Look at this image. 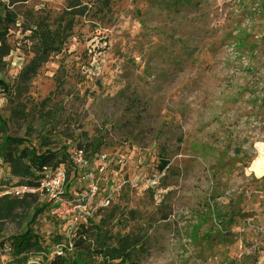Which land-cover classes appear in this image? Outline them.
Instances as JSON below:
<instances>
[{"label":"rangeland","instance_id":"obj_1","mask_svg":"<svg viewBox=\"0 0 264 264\" xmlns=\"http://www.w3.org/2000/svg\"><path fill=\"white\" fill-rule=\"evenodd\" d=\"M75 1L0 0L15 15L0 135L85 147L90 178L60 165L70 188L96 184L88 240L52 242L80 224L52 218L39 191L16 196L35 182L0 149V264H264V0H80L60 31ZM35 17L60 38L23 76ZM29 230L41 249L17 256Z\"/></svg>","mask_w":264,"mask_h":264},{"label":"trees","instance_id":"obj_2","mask_svg":"<svg viewBox=\"0 0 264 264\" xmlns=\"http://www.w3.org/2000/svg\"><path fill=\"white\" fill-rule=\"evenodd\" d=\"M81 2L77 0L72 2L67 10L72 16L68 18L59 16L55 19L60 31L64 30L67 26L73 25V18L82 15L80 9ZM15 22V15L11 11H6L4 16L0 15V94H9L11 86L2 77L1 73L8 67L6 57L10 53V44L8 43V35L11 25ZM50 23L41 17H35L30 27L32 36H35L36 41L31 49L33 57L30 62L21 70V75L26 76L29 73L34 74L36 67L39 66L46 59V55L51 51H56V43L59 41V35L53 30L49 29ZM59 84V82H58ZM48 99L43 100L45 105ZM48 102V101H47ZM6 122L0 116V134L4 130ZM25 138L11 137L8 135H0V149L2 157L5 162L10 165L11 172L18 178L24 180L34 181L36 186V179L48 167L58 166L69 161L67 146L62 147V153L59 155L56 151L47 147L46 149H38L31 145H26ZM71 165V163H70ZM72 167V166H71ZM32 185V186H34ZM34 186V187H35ZM88 227L82 223L73 229V235L68 240L64 237L55 235L52 242L60 248V250L68 252L70 246L73 249L81 248L88 240ZM40 237L33 231H27L23 234L13 237L12 244L16 255L22 254L28 248L34 251H39ZM15 257L17 259L18 257ZM20 261V257L18 258ZM18 261V262H19ZM65 264H73L72 262H65Z\"/></svg>","mask_w":264,"mask_h":264},{"label":"built area","instance_id":"obj_3","mask_svg":"<svg viewBox=\"0 0 264 264\" xmlns=\"http://www.w3.org/2000/svg\"><path fill=\"white\" fill-rule=\"evenodd\" d=\"M67 150L74 171L81 173V179L90 178V166L85 147L72 146ZM36 181L34 188L24 186L20 191H16L15 195L21 196L25 192L39 191L47 204L48 214L55 220L69 222L72 225L81 224L84 219L91 216L93 212L91 204L97 196L95 182L89 181L79 191L70 188L63 165L46 168L39 174ZM110 202L111 198L108 197L102 200L101 205L107 206ZM260 234L264 241V228L261 229Z\"/></svg>","mask_w":264,"mask_h":264},{"label":"bare ground","instance_id":"obj_4","mask_svg":"<svg viewBox=\"0 0 264 264\" xmlns=\"http://www.w3.org/2000/svg\"><path fill=\"white\" fill-rule=\"evenodd\" d=\"M31 191V190H30Z\"/></svg>","mask_w":264,"mask_h":264}]
</instances>
